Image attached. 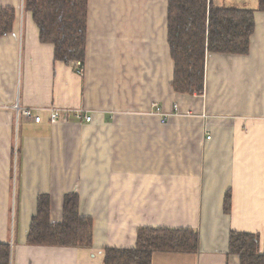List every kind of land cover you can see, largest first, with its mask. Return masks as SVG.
Returning <instances> with one entry per match:
<instances>
[{
  "label": "crops",
  "instance_id": "crops-1",
  "mask_svg": "<svg viewBox=\"0 0 264 264\" xmlns=\"http://www.w3.org/2000/svg\"><path fill=\"white\" fill-rule=\"evenodd\" d=\"M22 3L0 0L15 9L0 36V242H10L11 264H103L105 248H133L140 227L198 232L197 251H157L151 264H239L227 253L231 230L257 233L264 253L258 0H214L254 9V32L247 54L206 53L199 95L172 89L167 0H88L82 68L53 59ZM24 107L39 108L40 121L21 114ZM52 107L65 117L50 122ZM70 192L92 219V245L26 244L38 194H49L50 219L59 222Z\"/></svg>",
  "mask_w": 264,
  "mask_h": 264
},
{
  "label": "trees",
  "instance_id": "trees-1",
  "mask_svg": "<svg viewBox=\"0 0 264 264\" xmlns=\"http://www.w3.org/2000/svg\"><path fill=\"white\" fill-rule=\"evenodd\" d=\"M22 4L37 26L39 42L53 46V59L82 68L88 0H23ZM257 9L264 11V0H258ZM14 21V8H0V36L11 31ZM254 25V9L219 6L214 0H167V42L174 64L172 89L202 94L206 53L247 54ZM50 203L49 194H38L26 244L90 247L92 219L80 215L78 194L64 195L59 222L50 219ZM230 209L228 190L223 210L229 213ZM198 247V232L190 228L140 227L134 247L105 248L103 264H151L154 252H195ZM227 253L238 255L239 264H264L257 233L231 230ZM11 255V245L0 242V264H11Z\"/></svg>",
  "mask_w": 264,
  "mask_h": 264
},
{
  "label": "built area",
  "instance_id": "built-area-1",
  "mask_svg": "<svg viewBox=\"0 0 264 264\" xmlns=\"http://www.w3.org/2000/svg\"><path fill=\"white\" fill-rule=\"evenodd\" d=\"M174 109H176V105H174ZM50 111V122L54 123L60 118H64L66 111L65 109H59V108H49ZM21 114H23L26 118H32L35 122L40 121V114H39V108H32V107H24L20 109ZM156 112L157 114H160L162 116V120H165L167 114L160 112V109L156 107ZM75 113H82L81 110H76ZM81 117V116H80ZM82 118L86 122H90L91 120V115L90 114H82ZM209 136H207V139Z\"/></svg>",
  "mask_w": 264,
  "mask_h": 264
},
{
  "label": "rangeland",
  "instance_id": "rangeland-1",
  "mask_svg": "<svg viewBox=\"0 0 264 264\" xmlns=\"http://www.w3.org/2000/svg\"><path fill=\"white\" fill-rule=\"evenodd\" d=\"M174 107V106H173ZM161 112V111H160ZM155 113L157 114L158 112H156L155 110ZM167 114V113H166ZM21 179H22V173L20 170H18V179L16 180V186H20L21 184ZM8 186H10V184H8ZM36 208V207H35ZM4 230H6L8 232V236L10 235L11 233V224H10V219L8 218V224L6 222V227L4 228ZM1 235V234H0ZM10 243V242H9Z\"/></svg>",
  "mask_w": 264,
  "mask_h": 264
}]
</instances>
